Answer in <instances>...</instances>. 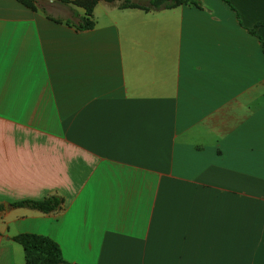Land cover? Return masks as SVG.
I'll use <instances>...</instances> for the list:
<instances>
[{
  "label": "crops",
  "instance_id": "crops-1",
  "mask_svg": "<svg viewBox=\"0 0 264 264\" xmlns=\"http://www.w3.org/2000/svg\"><path fill=\"white\" fill-rule=\"evenodd\" d=\"M43 7L0 0V264H264V0Z\"/></svg>",
  "mask_w": 264,
  "mask_h": 264
},
{
  "label": "trees",
  "instance_id": "trees-1",
  "mask_svg": "<svg viewBox=\"0 0 264 264\" xmlns=\"http://www.w3.org/2000/svg\"><path fill=\"white\" fill-rule=\"evenodd\" d=\"M23 5L30 9H39L45 13L48 18L55 21H60L59 17H53L46 13L45 8L38 5L39 0H18ZM67 4H77L84 8V15L79 17V21L75 24L77 28L90 27L93 24L91 18V9L97 0H57ZM109 3H115L119 7L138 6L144 9H159L175 6L180 3L195 4L199 0H147V4L135 2L132 0H103ZM68 22L67 19H64ZM253 33V28H248ZM261 47L264 51V45L261 42ZM61 197L57 194H47L41 198H22L12 201V206H24L39 211H51L59 208L61 204ZM2 204L0 203V209ZM17 241L23 250L24 262L26 264H56L65 262L63 259L58 244L47 235L34 232H18L12 237Z\"/></svg>",
  "mask_w": 264,
  "mask_h": 264
},
{
  "label": "rangeland",
  "instance_id": "rangeland-1",
  "mask_svg": "<svg viewBox=\"0 0 264 264\" xmlns=\"http://www.w3.org/2000/svg\"><path fill=\"white\" fill-rule=\"evenodd\" d=\"M132 1L147 4V0H132ZM38 5L43 7V0H39Z\"/></svg>",
  "mask_w": 264,
  "mask_h": 264
}]
</instances>
